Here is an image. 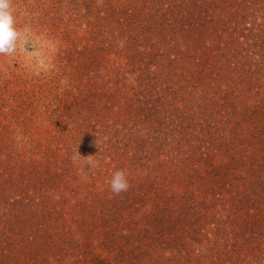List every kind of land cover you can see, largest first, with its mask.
<instances>
[{
	"label": "trees",
	"instance_id": "obj_1",
	"mask_svg": "<svg viewBox=\"0 0 264 264\" xmlns=\"http://www.w3.org/2000/svg\"><path fill=\"white\" fill-rule=\"evenodd\" d=\"M69 1L89 34L48 29L86 83L103 61L99 92L56 97L65 125L44 145L25 128L32 102L2 100L0 264H264V0ZM88 105L96 169L73 158L87 136L68 160L55 150Z\"/></svg>",
	"mask_w": 264,
	"mask_h": 264
},
{
	"label": "rangeland",
	"instance_id": "obj_2",
	"mask_svg": "<svg viewBox=\"0 0 264 264\" xmlns=\"http://www.w3.org/2000/svg\"><path fill=\"white\" fill-rule=\"evenodd\" d=\"M39 1L42 2V0H27V5L25 4L26 0L19 1L20 3H16L18 2L17 0H11L15 27L22 33L26 43H18L14 54L0 56V105L2 100L10 97L13 99L12 101L10 100L11 104L18 100L32 102L25 113V116L28 117L29 121L32 120V123L27 122L28 124L25 128L29 130V135L33 137L32 143L39 142L44 145L53 142L52 135L55 133V123L62 121L59 119L61 118L58 115L59 113L55 111L62 106L56 101V97H79L84 101V104L91 102L92 98L90 96H96L99 92L97 91V86L99 85L97 78L103 72L104 63L101 60L99 62L100 65L96 64L91 67L93 71L88 72L89 82L87 83V78L82 79V75L73 71L72 64L75 63L69 61L64 54L69 50L65 48L70 46L69 40H64L62 35L50 34L48 21L52 22L53 27H59L62 30L61 34L71 33L70 36L72 37H81L89 34L88 26L85 25L87 20L86 12L84 9L79 8V2L72 3V1L64 0L58 3L57 6L61 8L60 10H65L66 14L61 15L62 18L59 17L57 19L56 14L43 11L44 8L48 9L47 5H44L45 7L41 6V11L36 4ZM12 3L14 4L12 5ZM42 3H46V1L43 0ZM48 4L54 7L53 4ZM59 13L58 11L57 16ZM259 24V28L255 30L260 31L264 35V20H260ZM95 32L98 34L99 31L96 30ZM96 38L98 39L99 37L96 35ZM73 54H71V58L74 57ZM121 94L124 95L123 90ZM35 96H38L41 100L37 101ZM55 105L57 107H54ZM79 111H81V114H77V118L70 120L65 126L71 129L72 133L74 132L73 136L71 135L70 139L59 142L55 150L61 155L58 158L61 160L67 158L66 160H68L71 158L70 150L72 146L75 143L76 145L80 144L83 139L88 138V144L92 147L90 153L88 151L85 153L73 152L75 154L73 158H79L77 162L85 164L86 157L93 153V156H95L98 152V147L101 145V141L98 142L97 140V132L101 130L99 126L101 124L95 122L87 126L88 128H80L77 121L82 122V116H84V119L88 116L92 118L91 115L94 112H92L90 105L81 107ZM63 120L65 121L66 119L63 118ZM61 123L62 125L59 129H63L65 125L63 122ZM20 126H23V124ZM85 136L87 138H84ZM19 144L21 148L28 147L25 141H20ZM19 151L23 152L24 150Z\"/></svg>",
	"mask_w": 264,
	"mask_h": 264
},
{
	"label": "clouds",
	"instance_id": "obj_3",
	"mask_svg": "<svg viewBox=\"0 0 264 264\" xmlns=\"http://www.w3.org/2000/svg\"><path fill=\"white\" fill-rule=\"evenodd\" d=\"M18 43H26L22 33L15 27V18L11 8V0H0V56L12 55ZM86 164L92 169L99 167V161L92 155L86 157ZM109 190L116 195L130 187L126 170H115L107 181Z\"/></svg>",
	"mask_w": 264,
	"mask_h": 264
}]
</instances>
